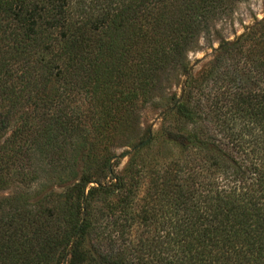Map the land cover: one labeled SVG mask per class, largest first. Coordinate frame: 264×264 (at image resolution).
<instances>
[{
    "label": "trees",
    "instance_id": "16d2710c",
    "mask_svg": "<svg viewBox=\"0 0 264 264\" xmlns=\"http://www.w3.org/2000/svg\"><path fill=\"white\" fill-rule=\"evenodd\" d=\"M244 1L0 0V264H77V243L68 260L66 249L88 237L95 212L98 229L118 243L98 254L99 264H264V16L197 76L185 62L208 23ZM172 63L186 75L179 98L169 99L181 125L162 144L174 156L150 169L132 162L129 178L110 186L90 173L76 179L77 155L86 162L109 134L133 132L139 101L167 103L154 95ZM36 64L45 73L38 79L88 90V148L71 142L76 127L58 101L64 90L43 97L51 111L40 117L12 118L19 107L32 111ZM112 158H99L102 177L112 176ZM65 174L77 181L61 206L52 194L32 199L44 177ZM143 178L147 211L138 220L159 217L168 228L159 243H142L145 251L123 236Z\"/></svg>",
    "mask_w": 264,
    "mask_h": 264
},
{
    "label": "rangeland",
    "instance_id": "374dc122",
    "mask_svg": "<svg viewBox=\"0 0 264 264\" xmlns=\"http://www.w3.org/2000/svg\"><path fill=\"white\" fill-rule=\"evenodd\" d=\"M263 16L264 0H246L241 3H236L230 6V11L228 13L216 16L214 20L207 25V35L200 34L194 49L186 54L185 62L189 67V76L195 77L205 69V66H207L213 54L218 51L214 50L216 47L225 41H232L239 34H243L245 28L248 29L255 20H259ZM52 34L54 37L56 36L57 41H59L57 33L54 32ZM42 57L44 61L49 59L48 54H44ZM38 67L39 64H36L31 68L33 72H35L32 74L35 79V88L29 95L30 103H34V105L32 104L31 106L32 111L25 112L27 111L26 107H19L18 111H14V116H12V118H17V116H19L20 121L21 113H23V115L27 114L30 120L32 119V114L36 118L40 117L48 110L49 106L48 102L43 105V97H48L50 102L53 90L56 88L59 92L64 90V92H60L61 96L58 101L61 103L60 107H64V111L68 114L76 127L71 142L75 145H80L82 141L85 143L86 148H88L87 145H89V142L93 141L91 138L86 137L89 130L88 90L86 89L83 91L74 88L67 90L60 85L58 80L56 82L53 81L55 79H38L37 74H45L41 72ZM158 79L161 80L160 84H158V91L155 92L154 99L158 100L161 97L168 98L167 103L147 106V104H140L139 101L134 107L135 129L133 132L129 136H125L126 133L123 132V130L114 131L109 134L107 138L108 142L103 141L98 143V145L95 144V149L92 150V153H89L91 159L86 162H80L77 155V160L74 162L72 169L70 168L71 173L73 172L76 175V179H78L80 175L90 173L93 179H96L102 185L110 186L116 183L115 177L117 178L120 176L124 179L129 178L127 170L132 162H140L139 167L144 165V168L150 169L159 166V164L162 165L166 160L170 159L172 155L174 156L176 150H162V144L165 140L164 133L167 131H176L181 125L178 123L176 117L169 111L171 106L169 99L179 98L186 80V75L172 63L167 65L166 72ZM48 111H51V108ZM12 127L13 124L10 123L6 131ZM6 134L7 133H4L0 140L3 139ZM81 136H83V139L80 138ZM148 136L149 139H152V143L147 149L143 147L145 145L144 143L141 147L133 150L135 146L142 143ZM136 151H139L138 158L133 155ZM106 154L114 157L109 160L112 176L102 177V174L98 172L97 162L99 158H102ZM76 179L74 180L70 174L61 175L59 179L51 175L46 176L41 180V185L39 187L34 186L30 196L32 199H35L41 195L52 194V204L61 206V204L67 200L64 194H69L67 187L77 181ZM91 186H94V184H88V187ZM147 188L146 180L143 178L135 194V202L131 210L132 214L130 213V215L134 217V222L132 221V224L127 228V234L123 235L127 241L130 242L129 245H135L137 241H141V244H147L148 242L152 243V241L153 243H159L162 240L164 232L168 230L165 225L162 226L161 223H159L162 220L159 217H157L154 222H149L145 226L141 225L138 220L142 211L146 210L145 207L148 201ZM112 196H114L112 200L115 202L117 197H115V195ZM96 205H98V202H95L93 207ZM120 216L123 217L122 214H120ZM128 216H126V218ZM81 217L83 216H79L78 220H80ZM89 219L92 222V229L88 237H73L71 239V244L66 249L65 258L68 260L69 256L67 254L72 249V245L75 242L77 243L74 250V259L77 264H99L101 260L98 254L110 253V251H115L118 248V243L113 244V238L106 230L98 229L97 213L95 212L94 215L92 214V217ZM143 244L140 249H144L143 251H145Z\"/></svg>",
    "mask_w": 264,
    "mask_h": 264
},
{
    "label": "water",
    "instance_id": "95a60500",
    "mask_svg": "<svg viewBox=\"0 0 264 264\" xmlns=\"http://www.w3.org/2000/svg\"><path fill=\"white\" fill-rule=\"evenodd\" d=\"M247 30V28H245V30L244 31H246ZM240 37H241V34H239L236 38H234L232 41H225V42H223L222 44H220L218 47H216L214 50H221L222 48H225V47H227V46H231V45H234V44H236L237 42H238V40L240 39ZM148 139H149V136L142 142V143H140L139 145H137V146H135L134 148H133V150H135V149H137V148H139V147H141L144 143H146L147 141H148Z\"/></svg>",
    "mask_w": 264,
    "mask_h": 264
}]
</instances>
